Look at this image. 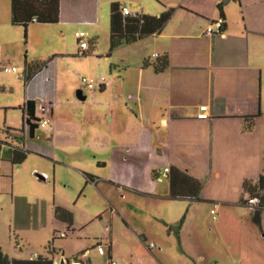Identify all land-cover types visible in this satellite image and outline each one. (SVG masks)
<instances>
[{
  "label": "crops",
  "instance_id": "0c3cea01",
  "mask_svg": "<svg viewBox=\"0 0 264 264\" xmlns=\"http://www.w3.org/2000/svg\"><path fill=\"white\" fill-rule=\"evenodd\" d=\"M91 1L96 5V0ZM169 5L174 11L159 33L127 44L128 56L122 59L121 69L112 74L108 98H100L107 90L104 84L92 91L97 103L108 106L110 134L82 144L94 157L97 152L103 156L97 160V167L110 165L111 171L108 178H102L101 170L77 168L85 185L92 187L105 179L117 186L116 196L110 195L109 208L100 216L109 227L104 235L106 251L117 264L133 263V250H146V246L153 251L156 264L169 263L163 238L172 234L168 225L181 216L171 203L177 199L168 197L169 171L162 175L165 167L177 166L198 177L202 181L200 196L210 199L200 202L219 201L217 197L225 191L231 197L223 202L234 205H241L240 198L245 197L244 179L264 173V0H179ZM75 16L60 0L59 21ZM218 16L224 17L222 32L206 33L208 23ZM79 19L82 24L94 21ZM164 54L168 56L167 67L155 71L152 64ZM76 99L77 104H85ZM33 100L38 110V102ZM49 114H54L52 107ZM246 116H254L249 130L244 129ZM115 127L124 130L116 134ZM33 138H25L26 149L27 139ZM66 143L70 142L63 138V148H67ZM36 144L47 149L43 143ZM72 145V153L81 150L74 142ZM0 158L11 163L9 157ZM139 165V172L134 174L139 181L130 180L129 168ZM162 178L167 179L166 184L159 182ZM223 202L218 205L224 206ZM211 209L214 217L217 211ZM73 222L74 214L70 225L63 222L67 234L60 237L75 230ZM260 227L264 236V212ZM183 229L184 223L181 232ZM150 231L157 238V246H149ZM77 258L82 264L85 260L91 263L84 249L74 260ZM61 259L66 263V257L55 252L53 260ZM203 260L205 264H219L216 257L203 256Z\"/></svg>",
  "mask_w": 264,
  "mask_h": 264
},
{
  "label": "rangeland",
  "instance_id": "374dc122",
  "mask_svg": "<svg viewBox=\"0 0 264 264\" xmlns=\"http://www.w3.org/2000/svg\"><path fill=\"white\" fill-rule=\"evenodd\" d=\"M112 1L127 5L135 12L149 14H159L171 7L169 4L179 2L96 0L95 5L91 0H62L65 10L77 15L75 18H64L67 21L55 23L31 22L25 30L11 20V0H0V139H4L1 131L4 125L21 126L18 107L27 97L38 102L40 116L41 103H51L54 111L53 116L44 115L48 123L38 126L37 137L27 139L32 153L24 162L12 165L0 158V247L11 256L48 254L45 247L53 233L66 229V225L54 215L53 207L59 204L73 212L75 230L54 240L58 253L73 264L75 255L84 249L90 264L108 262L104 239L106 225L100 216L109 208L108 199H113L110 195L116 196L117 186L105 179L99 180L93 188L85 185L77 166L101 170L102 178H108L111 171L110 165L102 169L97 167V160H103V156L97 152L94 157L82 144L110 134L108 106L96 102L92 91L97 87L86 85L82 76L105 78L107 90L100 96L105 100L112 74L121 69L122 59L128 56L127 44L109 48ZM156 10H160L159 13H155ZM79 18L94 21L82 24L78 22L82 20ZM76 32L84 37L79 39ZM80 41L86 42L84 51L89 54H80ZM40 60L46 61V68L27 84L23 78L25 61L34 63ZM12 65L16 66L17 72L3 70L4 66ZM78 88H82L86 95L85 104H77ZM121 130L124 129H114L116 134ZM63 138L70 142L64 144L67 148L62 147ZM72 142L81 150L72 153ZM36 143H43L47 149ZM140 168L141 165L129 168L130 180L139 181L135 173ZM159 182L166 184L167 179L162 178ZM123 193L127 197V192ZM230 197L231 193L222 191L217 199L223 202ZM219 201L190 203L171 200L181 217L177 220L178 229L171 230L172 234L163 238L168 264H205L203 256L216 257L219 264H264V236L260 225L252 220V208L242 203L226 202L221 207ZM211 207L217 211L214 217L210 213ZM148 242H152L153 247L158 244L153 231L149 233ZM185 243L189 247L185 248ZM133 251L134 262L131 264L158 262L147 246L146 250L138 247ZM249 254L250 257L245 258Z\"/></svg>",
  "mask_w": 264,
  "mask_h": 264
},
{
  "label": "trees",
  "instance_id": "16d2710c",
  "mask_svg": "<svg viewBox=\"0 0 264 264\" xmlns=\"http://www.w3.org/2000/svg\"><path fill=\"white\" fill-rule=\"evenodd\" d=\"M11 20L14 24L22 25L25 30L29 23H55L59 21L60 0H11ZM123 5L118 1L110 4L109 20V48L129 44L133 41L157 34L164 27L171 17L174 7H169L159 14L136 12L124 14ZM83 55V52L80 53ZM85 54V53H84ZM147 63H144V65ZM46 65V61L30 63L25 61L23 78L25 82L33 78ZM168 65V56L161 55L152 64L155 71H161ZM21 111V126L14 128L3 126L1 131L4 139H0V157H9L12 164H19L24 161L30 150L24 147L25 138H33L40 125L41 116L37 113V106L33 99H26L19 107ZM254 116L244 117V129L252 127ZM86 176L89 174L86 173ZM168 183L170 199L187 200L189 202L210 201L200 196L202 181L186 172L185 170L171 166L168 172ZM242 191L245 197L240 198L242 204L252 208V220L260 225L261 215L264 212V173L257 178H247L242 182ZM250 198H256V203H250ZM55 218L70 225L73 221V214L70 210L62 207H54ZM182 221L180 219L179 223ZM179 224L168 225V231L178 229ZM60 237L54 232L53 237L46 245L47 255L36 254L34 257H9L0 247V264H53V255L57 252L54 240ZM107 258H110L107 252ZM70 264L66 258V263Z\"/></svg>",
  "mask_w": 264,
  "mask_h": 264
},
{
  "label": "built area",
  "instance_id": "2783aa9c",
  "mask_svg": "<svg viewBox=\"0 0 264 264\" xmlns=\"http://www.w3.org/2000/svg\"><path fill=\"white\" fill-rule=\"evenodd\" d=\"M122 11L124 14H133L132 12H130L127 7L123 6ZM224 25V17L223 16H218L217 18L211 20L208 25L206 26L205 32L206 33H221L222 32V28ZM76 36L81 39L84 37V34L80 33V32H76ZM86 47V42L85 41H80L79 43V52L82 53L85 50ZM4 71H10V72H17V68L16 66L12 65V66H4L3 67ZM82 81L86 83V85H88L89 87H101V85L104 84L105 78L101 77V78H94V77H85L82 76ZM39 109L41 111V121H40V125L41 126H45L48 123V119L44 117L45 114L49 113L51 110V103H41L39 104ZM202 116H206V113H202ZM167 171H169L168 167H165L163 170V174L162 175H166ZM39 176L41 178L45 179V176L42 174H39ZM250 203H256L257 199L256 198H250L249 199ZM211 212H214V209H211ZM109 227H106V230H108ZM59 236H65L67 234V230H63L61 232L57 233ZM153 243L150 242L149 246H152ZM36 254L31 255L30 258L34 257ZM72 264V263H70ZM73 264H82L80 259H75ZM107 264H117L116 261L112 258L108 259Z\"/></svg>",
  "mask_w": 264,
  "mask_h": 264
},
{
  "label": "water",
  "instance_id": "95a60500",
  "mask_svg": "<svg viewBox=\"0 0 264 264\" xmlns=\"http://www.w3.org/2000/svg\"><path fill=\"white\" fill-rule=\"evenodd\" d=\"M76 97L79 100H84L86 98V95L83 93L82 88H78L76 90ZM64 259H61L60 261H53V264H64Z\"/></svg>",
  "mask_w": 264,
  "mask_h": 264
},
{
  "label": "clouds",
  "instance_id": "9594fccd",
  "mask_svg": "<svg viewBox=\"0 0 264 264\" xmlns=\"http://www.w3.org/2000/svg\"><path fill=\"white\" fill-rule=\"evenodd\" d=\"M58 235V234H57ZM59 236V235H58Z\"/></svg>",
  "mask_w": 264,
  "mask_h": 264
}]
</instances>
